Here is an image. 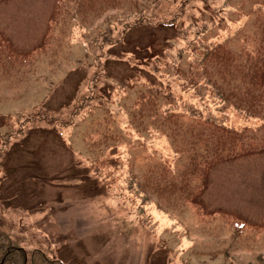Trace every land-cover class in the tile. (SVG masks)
<instances>
[{"label": "rangeland", "instance_id": "374dc122", "mask_svg": "<svg viewBox=\"0 0 264 264\" xmlns=\"http://www.w3.org/2000/svg\"><path fill=\"white\" fill-rule=\"evenodd\" d=\"M224 1V21L203 39L241 26L225 45L249 50L263 0H135L133 10L145 21L122 34L119 26L113 43L95 54L91 39L104 16L71 44L65 25L66 34H55L60 46L41 51L55 0H0V38L25 59L18 70L6 71L0 62V233L27 257L40 251L60 264H257V256L264 258V147L214 166L201 194L182 208L167 207L146 190L160 210L152 204L139 215L135 202L123 203L90 172L93 156L83 136L96 139L93 127L115 136L109 144L138 180L160 182L182 170L185 158H174L171 140L127 124L138 83L116 99L115 80L150 79L165 40L190 15L207 22ZM126 9L111 14L123 17ZM98 88L96 97L121 112L103 116L93 99L91 114L75 124L78 101Z\"/></svg>", "mask_w": 264, "mask_h": 264}, {"label": "trees", "instance_id": "16d2710c", "mask_svg": "<svg viewBox=\"0 0 264 264\" xmlns=\"http://www.w3.org/2000/svg\"><path fill=\"white\" fill-rule=\"evenodd\" d=\"M226 5L224 1L219 7L212 8L207 22L190 15L186 20L189 24L165 40L159 55L154 57L150 79H144L143 83L135 77L115 80L116 99L138 83L140 88L129 105V113H124L127 124L135 130H148V133L171 140L174 158L181 155L185 158L182 170L160 182L138 180L123 168L127 162L125 156L123 159L120 153L116 154V146L109 144V137H114V142L115 136L102 131L99 135L94 127L96 139L91 140L90 134L88 139L86 132L83 135L93 156L88 162L90 172L123 203L135 202L136 208H133L139 215L152 204L159 209L158 204L145 195L146 190L155 193L167 207L182 208L201 194L214 166L264 147V3L257 8L263 19L254 22L256 45L234 52L225 42L235 38L241 26L226 29L223 37L216 36L210 41L203 39L210 28L219 27L224 21L222 14ZM135 6V0H55L41 51L47 46L51 49L60 46L55 34H66L65 25L70 27L68 42L74 43L75 34L87 32L86 24L104 16L91 39L94 54L101 52L105 45L113 43L119 26L122 34L125 29L145 21L141 12L133 10ZM121 8H127L123 17L111 14ZM23 58L13 52L7 40L0 38V62H6V71L18 70L25 61ZM90 83L94 87L96 80ZM92 92L78 101L71 114L75 124L91 114L93 99L102 105L103 116L108 112H121L96 97L99 88ZM109 146L115 150L111 154L106 152ZM257 261V264H264L263 256H257ZM0 264L60 262L40 251L27 257L23 248L8 235L0 233Z\"/></svg>", "mask_w": 264, "mask_h": 264}]
</instances>
